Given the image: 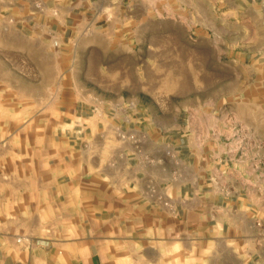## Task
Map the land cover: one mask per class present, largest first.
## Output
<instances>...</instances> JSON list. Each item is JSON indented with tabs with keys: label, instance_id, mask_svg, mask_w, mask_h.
Returning <instances> with one entry per match:
<instances>
[{
	"label": "crops",
	"instance_id": "obj_1",
	"mask_svg": "<svg viewBox=\"0 0 264 264\" xmlns=\"http://www.w3.org/2000/svg\"><path fill=\"white\" fill-rule=\"evenodd\" d=\"M114 4L0 0V54L23 63L34 49L51 53L55 42L96 56L183 48L167 29L149 37L138 27L116 31L128 19L113 15ZM225 5L229 16L264 19V0ZM92 61L107 93L129 87L115 73L122 67L110 76ZM177 68L183 85L184 66ZM97 96L92 114L70 115L69 136L47 148L33 174L0 173V264H264V168L257 153L229 148L215 107L183 119L178 108V123L167 125L123 96L122 106ZM204 115L214 116L206 127Z\"/></svg>",
	"mask_w": 264,
	"mask_h": 264
},
{
	"label": "rangeland",
	"instance_id": "obj_2",
	"mask_svg": "<svg viewBox=\"0 0 264 264\" xmlns=\"http://www.w3.org/2000/svg\"><path fill=\"white\" fill-rule=\"evenodd\" d=\"M114 2L113 15L128 19L121 27L114 24L116 31L138 27L149 37L167 29L174 40L179 36L183 48L177 53L173 48L171 54H149L142 47L130 54L96 56L90 53L94 48L82 45L76 54L54 43L51 53L34 49L23 63L1 53L0 173L33 174L47 148L69 136L70 115L82 110L92 114L100 105L97 94L104 93L119 106L123 96L132 101V110H152L167 125L178 123V108L183 119L200 106L213 105L217 120L227 124L222 132L229 148L257 153L264 168V19L235 12L229 16L226 0H181V7L176 0ZM136 15L144 23H132ZM106 25L99 23L101 28ZM93 58L109 67L110 76L112 69L122 67L115 73L129 87H112L107 93L97 85L99 74L89 69ZM213 120V115H204L200 125Z\"/></svg>",
	"mask_w": 264,
	"mask_h": 264
},
{
	"label": "built area",
	"instance_id": "obj_3",
	"mask_svg": "<svg viewBox=\"0 0 264 264\" xmlns=\"http://www.w3.org/2000/svg\"><path fill=\"white\" fill-rule=\"evenodd\" d=\"M57 44V42H55Z\"/></svg>",
	"mask_w": 264,
	"mask_h": 264
}]
</instances>
